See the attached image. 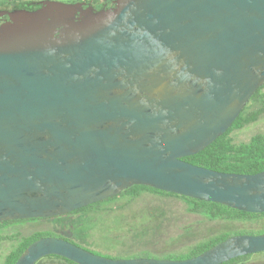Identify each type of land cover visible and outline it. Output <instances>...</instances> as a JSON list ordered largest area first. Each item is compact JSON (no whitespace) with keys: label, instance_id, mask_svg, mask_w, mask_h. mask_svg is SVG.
I'll use <instances>...</instances> for the list:
<instances>
[{"label":"water","instance_id":"95a60500","mask_svg":"<svg viewBox=\"0 0 264 264\" xmlns=\"http://www.w3.org/2000/svg\"><path fill=\"white\" fill-rule=\"evenodd\" d=\"M38 2L0 10V222L47 219L136 185L264 213V170L182 160L222 136L264 84V0ZM237 234L187 259L96 255L42 237L14 264H223Z\"/></svg>","mask_w":264,"mask_h":264},{"label":"trees","instance_id":"16d2710c","mask_svg":"<svg viewBox=\"0 0 264 264\" xmlns=\"http://www.w3.org/2000/svg\"><path fill=\"white\" fill-rule=\"evenodd\" d=\"M26 4L31 5V1L11 0V2H0V10L24 8ZM254 107L257 108L254 110ZM262 114H264V84L255 91L231 127L222 136L218 137L201 152L184 157L182 160L192 165L217 172L251 175L263 171L264 133L254 134L247 142H236L232 138V133L234 131L242 130L248 125L257 122ZM144 192L152 193L160 197L180 199L184 204V209L188 213L198 215L202 220L204 219L209 222H220L223 227L218 234L204 240L202 238L188 245L183 252L162 255V259L182 260L192 258L226 240L230 236L237 234L255 235L264 233V213H245L218 203L204 202L142 185L132 186L119 195L77 209L66 215L47 219H68L61 227L65 230H69L73 235L72 238L62 236L56 237L92 252L80 244L88 246L95 245V240H102L103 238L100 231L106 230L110 232L112 230V241L114 245H117L123 241L130 232H134L138 228L137 224L141 225L145 222L142 218L134 221L132 224L122 222L119 216H114V214L121 209L120 207L115 206L102 209L101 206L122 199L132 200L138 198ZM94 210L97 212L96 215H90L89 213ZM36 220L46 219L4 221L0 222V228L14 223ZM123 231H126V233H123ZM46 236L53 237L54 235L35 232L28 237L21 238L5 256L3 264H14L31 243ZM140 257L158 258L159 256L140 255ZM36 264L75 263L58 256L50 255L39 260ZM223 264H264V252L238 257Z\"/></svg>","mask_w":264,"mask_h":264},{"label":"rangeland","instance_id":"374dc122","mask_svg":"<svg viewBox=\"0 0 264 264\" xmlns=\"http://www.w3.org/2000/svg\"><path fill=\"white\" fill-rule=\"evenodd\" d=\"M40 2L44 0H21ZM63 3H74L78 0H57ZM0 2H11V0H0ZM257 107H254L255 110ZM256 133H264V114L257 122L248 125L239 131L232 133L236 142H247ZM120 207L114 216H119L122 222L133 223L139 219L145 220L134 232H130L120 243L113 244L111 232L100 231L102 240H95V245L80 244L93 253L113 259H129L140 257V255H162L183 252L184 249L200 239H207L222 230L220 222H209L202 220L198 215L188 213L184 209L182 200L176 198L160 197L158 195L144 192L138 198L102 205V209ZM96 210L90 215H96ZM68 219H46L27 221L7 225L0 228V264H3L5 256L20 241L21 238L30 236L35 232L53 234V237L72 238L69 230L61 226ZM107 232V233H106ZM126 233V231H123ZM52 237V236H46Z\"/></svg>","mask_w":264,"mask_h":264},{"label":"flooded vegetation","instance_id":"af4514ba","mask_svg":"<svg viewBox=\"0 0 264 264\" xmlns=\"http://www.w3.org/2000/svg\"><path fill=\"white\" fill-rule=\"evenodd\" d=\"M114 0H78L77 2H80V3H85L87 7L88 5L93 7L94 9L96 10H100V9H105V10H108V9H112L114 7V3H113ZM38 2H34V1H31V5H24V8L27 9V10H32V9H35L38 7ZM8 10H11V9H8ZM7 18H2L0 19V24L5 21Z\"/></svg>","mask_w":264,"mask_h":264}]
</instances>
